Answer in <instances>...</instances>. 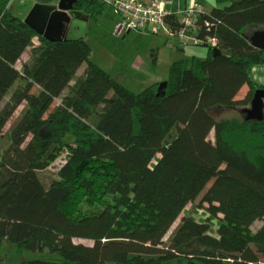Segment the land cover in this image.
<instances>
[{"label": "trees", "instance_id": "16d2710c", "mask_svg": "<svg viewBox=\"0 0 264 264\" xmlns=\"http://www.w3.org/2000/svg\"><path fill=\"white\" fill-rule=\"evenodd\" d=\"M217 1L229 5L199 23L202 35L218 38L219 53L207 46L205 58L174 61L158 95V83L139 93L119 83L91 61L84 38L48 40L0 0V264L5 240L60 254L19 264H264V225L253 230L264 222V120L212 113L248 107L264 90L252 75L264 51L248 34L264 29V0ZM105 7L74 4L90 18ZM165 21L182 26L173 14ZM63 153L47 183L43 172ZM199 198L205 219L186 212Z\"/></svg>", "mask_w": 264, "mask_h": 264}, {"label": "rangeland", "instance_id": "374dc122", "mask_svg": "<svg viewBox=\"0 0 264 264\" xmlns=\"http://www.w3.org/2000/svg\"><path fill=\"white\" fill-rule=\"evenodd\" d=\"M58 0H11L10 9L13 13L18 15L19 17L25 19L31 9L36 4H44L50 5L51 3H57ZM111 9V11H108ZM121 19L122 24L116 26V20ZM75 24H82L84 28L81 30L82 34L86 36L88 43L91 45L92 54L90 59L94 62H98L99 65L104 68L107 72H109L115 79L121 80V83L124 84L127 88L135 93H139L147 88L149 85L156 83L166 82L169 78L170 67L169 66V58L171 51V44H174L172 41L174 38H171V41L165 39V34L163 31L156 36V39L159 41L158 46H154L157 48V52H160V60L158 62H154L152 58V48L149 47L147 39L143 36H140L137 33H143L137 30H129L123 27V20L120 14L116 13L115 8L111 5H106L103 14L98 18H90L88 21H80L79 19H72L69 24H67L64 32V39H74L79 36V32H77V27ZM252 29H249L248 34L252 35ZM145 33V32H144ZM38 40L34 39V44H37ZM177 44V45H176ZM175 46H178V49L185 48L186 55L188 56H197L200 58H205L208 54V45H189L185 47H181L177 42ZM171 47L169 48V46ZM214 49V48H213ZM217 49V48H216ZM32 46L29 47L20 61L17 63V68L20 70L25 61H27L31 55ZM141 53V55L146 57V62L149 64H145L140 68L134 67L132 65V61L134 56L137 53ZM173 53L180 54V51L174 50ZM87 65V63H85ZM246 89L248 92L246 93ZM246 89H242L239 93L238 100H244L249 93L248 86ZM68 91V90H67ZM59 102L53 104V106ZM25 103L22 104L13 114V117L9 120L5 130L8 131L12 126L13 122L19 117L22 112ZM251 106H239V108H235L232 110L220 109L214 110L212 113L216 118H227L233 117L238 118L240 121H243L247 118V113L245 109L250 108ZM249 120V119H248ZM209 139L214 141V131L209 135ZM7 142L4 141V145ZM56 168L52 167L43 172V177L47 183H50L51 180L56 176ZM212 183L207 186V190L210 188ZM206 190V191H207ZM203 192L201 197L206 193ZM196 204L201 206L198 209H195ZM201 199L199 198L195 203H191L187 206L186 212H193L194 216L197 219H205L207 218L206 212V204L201 205ZM198 206V205H197ZM183 217V215L181 216ZM181 217L177 220L175 225L172 227L170 232L166 235L165 240H167L173 230L177 227L180 222ZM264 225V222L258 221L254 224L253 230L256 232L259 228ZM217 226H214L212 232L215 233ZM77 243H85L87 245L92 244L90 240L84 239H76ZM1 258L2 264H19L24 261L29 260H58L60 258L59 253H51L49 250H45L43 252H34L30 250L19 251L16 246L12 243L7 242L6 240L3 242L1 248ZM183 259H178L173 262H165L163 264H184ZM108 264H119V263H108ZM203 264V263H198Z\"/></svg>", "mask_w": 264, "mask_h": 264}, {"label": "built area", "instance_id": "2783aa9c", "mask_svg": "<svg viewBox=\"0 0 264 264\" xmlns=\"http://www.w3.org/2000/svg\"><path fill=\"white\" fill-rule=\"evenodd\" d=\"M106 5L115 8L123 20V27L129 30L149 31L152 34H160L162 31L174 38L181 47L189 45H205L211 48H219V40L210 35H202V24L199 23L203 9L196 4L191 6L181 20L180 29L173 31L167 25L165 17L168 12L164 2L150 3L145 0H101ZM204 25L209 28V22ZM66 161V153L57 158L49 168L55 167L58 171ZM56 171V172H57Z\"/></svg>", "mask_w": 264, "mask_h": 264}, {"label": "water", "instance_id": "95a60500", "mask_svg": "<svg viewBox=\"0 0 264 264\" xmlns=\"http://www.w3.org/2000/svg\"><path fill=\"white\" fill-rule=\"evenodd\" d=\"M76 0H58L54 5L36 4L28 16L25 23L35 30L39 35L51 41L64 39L63 32L72 19H89L74 10ZM252 46L264 51V29L256 30L249 36ZM214 54L219 53L217 49ZM168 86V82H162L158 87V95ZM249 120H264V90H257L251 101V107L245 109Z\"/></svg>", "mask_w": 264, "mask_h": 264}, {"label": "crops", "instance_id": "0c3cea01", "mask_svg": "<svg viewBox=\"0 0 264 264\" xmlns=\"http://www.w3.org/2000/svg\"><path fill=\"white\" fill-rule=\"evenodd\" d=\"M147 2H150V3H155V2H164L165 3V8L168 12V14H173V15H176L180 20L183 19L184 17V13L185 11H187L191 6H194L196 4L200 5L203 9V13H209L211 12L214 8H223L227 5H229V2L227 1H224L222 3H219L217 0H145ZM55 3H51L50 5H54ZM108 11H111V9H109ZM112 12V11H111ZM15 14V13H14ZM84 16H88V15H84ZM101 16V15H100ZM99 16V17H100ZM90 19V17H89ZM80 21H88L86 19H83V20H80ZM121 24H122V21L121 19L119 18L118 20H116V26L120 25L119 28H121ZM75 26L77 27V32L81 31L84 26L82 24H75ZM141 32V31H140ZM145 32V33H144ZM143 33H137L139 34L140 36H143L144 38L147 39V42H148V45L150 48H152V54L155 52L156 53V62H158L160 60V52H157V48H155L154 46H158L159 45V41L158 39H156V36H158L159 34H152L150 33L149 31H144ZM164 33V32H163ZM165 34V33H164ZM156 35V36H155ZM79 36L80 37H77V38H84V40L88 43L87 41V38L86 36H84L82 34V31L79 32ZM165 39L168 40V41H171L170 39L172 37H169L165 34ZM77 38H74V39H77ZM37 39V38H35ZM72 39V38H71ZM38 40V39H37ZM174 42V44H171L169 46V48L171 49V53H170V58H169V66L172 65V63L176 60H179V59H186V58H190L191 56H188L186 55V51H185V48H180V50L178 49V46L176 47L175 44H176V40L173 39L172 40ZM33 43H34V40H33ZM38 44V43H37ZM35 44V45H37ZM89 44V43H88ZM177 45V44H176ZM89 46L91 47V45L89 44ZM173 49L174 50H178L180 51V54H177V53H173ZM92 50V48H91ZM154 53V54H155ZM92 54V52H91ZM151 54V55H152ZM153 58V56H152ZM146 60V57L144 59V57L141 55V53H137L134 58H133V63L132 65L134 67H138L140 68L141 66L145 65V64H149L148 62L145 61ZM92 61V60H91ZM94 62V61H93ZM96 63L98 66L99 63L98 62H94ZM87 65L84 63L78 70L77 72V76L76 77H80L81 75L84 74V71L86 69ZM101 67V66H100ZM102 68V67H101ZM103 70H105L104 68H102ZM106 71V70H105ZM107 72V71H106ZM109 73V72H108ZM110 74V73H109ZM111 75V74H110ZM252 75H253V78L255 81H257L259 84L263 85L264 86V65H259V66H255L252 70ZM112 76V75H111ZM113 77V76H112ZM115 79V77H113ZM119 83H121V80L119 79H116ZM156 83L160 84L159 81H156ZM122 84V83H121ZM155 84V83H153ZM124 85V84H122ZM152 85V84H151ZM125 86V85H124ZM150 86V85H149ZM126 87V86H125ZM246 85L242 88V89H246ZM129 89V88H128ZM241 89V90H242ZM248 92V89H246V93ZM237 100H238V97H237Z\"/></svg>", "mask_w": 264, "mask_h": 264}, {"label": "flooded vegetation", "instance_id": "af4514ba", "mask_svg": "<svg viewBox=\"0 0 264 264\" xmlns=\"http://www.w3.org/2000/svg\"><path fill=\"white\" fill-rule=\"evenodd\" d=\"M250 106H251V103H250Z\"/></svg>", "mask_w": 264, "mask_h": 264}]
</instances>
